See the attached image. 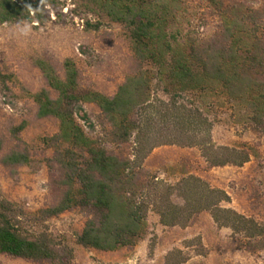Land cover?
I'll list each match as a JSON object with an SVG mask.
<instances>
[{"label": "trees", "instance_id": "16d2710c", "mask_svg": "<svg viewBox=\"0 0 264 264\" xmlns=\"http://www.w3.org/2000/svg\"><path fill=\"white\" fill-rule=\"evenodd\" d=\"M89 1L128 29L139 70L112 97L94 91L78 97L79 71L72 60L65 62L64 80L51 65L37 62L49 87L58 93L52 99L43 90L35 100L41 118L54 117L60 123L59 133L46 142L57 147L68 189L57 205L34 214L5 199L0 191V254L71 264L73 253L67 246L50 233L31 235L26 228L32 219L42 222L75 208L90 216L78 243L104 252L135 247L146 233L150 209L165 227L187 228L207 212L220 228H230L250 242L263 240V225L224 207L231 203L225 190L193 175L171 186L156 181L143 165L156 148L172 145L198 148L211 168L242 167L250 162L251 148L215 145L205 107L212 100L213 104H231L238 121L264 131V9L209 0L219 19L218 30L200 38L182 28L188 0ZM59 2L0 0V25L44 24L50 18L48 7L55 8ZM154 85L167 100L153 95ZM64 101L99 107L107 120L106 139L89 137L77 119L94 128L83 107L77 114L65 111ZM126 145L133 148L131 155H117L108 147ZM3 146L0 138V151ZM3 163L30 165L31 159L24 152H12ZM174 194L183 198V205L172 201ZM176 253L180 256L172 260L175 254H170L167 264L186 262L182 252Z\"/></svg>", "mask_w": 264, "mask_h": 264}, {"label": "rangeland", "instance_id": "374dc122", "mask_svg": "<svg viewBox=\"0 0 264 264\" xmlns=\"http://www.w3.org/2000/svg\"><path fill=\"white\" fill-rule=\"evenodd\" d=\"M223 1L226 5L236 2L264 9L263 0ZM48 16L49 20L41 25H0V138L4 142L0 151V191L5 199L29 214L57 205L68 189L67 171L58 161L57 147L46 142L59 133L60 123L54 117L41 118L35 100V95L43 90L49 91L52 99H57L58 93L49 87L37 62L48 63L64 80L65 62L72 60L79 71V89L75 92L78 97L92 91L112 97L139 70L128 29L112 21L89 0H60L55 8L48 7ZM218 25L209 0H188L182 22L185 33L208 38L217 32ZM153 95L167 100L157 85L153 86ZM212 101L205 112L213 123V142L217 146L251 148L250 162L242 167L211 168L198 148L172 145L156 148L143 169L156 181L171 186L191 175L202 178L229 194L231 203L224 207L264 226V131L256 130L247 121H238L231 104ZM79 107L94 125L90 127L77 116L87 135L104 141L108 125L99 107L77 101H64L62 105L65 111L75 114ZM108 147L117 155L133 152L131 145ZM12 152L28 154L31 164H4V157ZM172 201L184 204L177 194ZM89 218L88 212L75 208L42 222L32 219L26 229L31 235L50 233L67 246L73 253L71 264H167L170 254H175L172 260L180 256L178 251L187 259L183 264H264V239L250 242L230 228H220L207 212L198 215L187 228H181L163 226L150 209L146 233L138 244L113 252L78 243ZM0 264L48 263L0 254Z\"/></svg>", "mask_w": 264, "mask_h": 264}]
</instances>
